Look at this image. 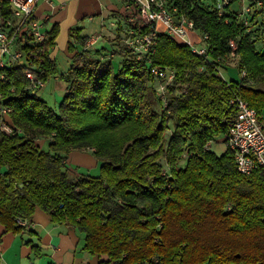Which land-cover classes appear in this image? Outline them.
Returning <instances> with one entry per match:
<instances>
[{"label":"trees","instance_id":"obj_1","mask_svg":"<svg viewBox=\"0 0 264 264\" xmlns=\"http://www.w3.org/2000/svg\"><path fill=\"white\" fill-rule=\"evenodd\" d=\"M209 1L213 9L203 0L167 3L208 33L209 57L222 68L236 40L238 69L247 76L224 78L189 45L160 33L153 63L177 73L168 107L148 65L133 53L118 70L100 58L74 63L63 75L67 91L59 110L27 89L25 65L0 71L6 76L0 111L11 109L16 130L7 135L0 127L6 231L20 232L19 221L40 208L84 233V249L108 258L100 264H264V168L245 176L228 148L221 155L205 149L229 132L235 95L259 116L264 110V50L255 20L263 6L249 0L246 25L243 9L233 6L241 0H230L222 15L217 0ZM57 34L56 26L47 33L36 70L46 82L58 73L50 57ZM41 138L48 149L37 144ZM88 148L99 174L71 175L70 152Z\"/></svg>","mask_w":264,"mask_h":264},{"label":"built area","instance_id":"obj_2","mask_svg":"<svg viewBox=\"0 0 264 264\" xmlns=\"http://www.w3.org/2000/svg\"><path fill=\"white\" fill-rule=\"evenodd\" d=\"M38 2L39 0H0V71L12 65H25L27 89L35 94L46 84L36 72L43 61V45L47 37V32L43 31L42 23L36 15ZM123 2L131 26L127 44L138 60L146 62L157 79L156 95L164 107H168L172 100L170 87L175 85L177 73L171 68L153 63L160 33L169 35L180 44L189 45L194 53L213 63L219 75L224 77L222 67L209 57L208 33L198 30L194 20L188 16H176L177 9H170L168 0ZM229 3L230 0H217L216 9L220 15ZM257 4L264 6V0H257ZM251 10L248 5L243 8L242 18L246 25L249 24ZM192 34L198 35V39L193 38ZM99 38V35L92 36L87 42V47L94 45ZM229 45L230 57L238 58L237 41L232 39ZM219 61L220 59H217L216 62ZM246 76V70L240 72V80ZM5 78V74L0 72V83L5 81ZM231 105L234 107V115L230 121L229 132L224 136V142L234 155L238 171L249 176L258 168H264V125L257 110L242 96L235 95ZM10 111L8 107H1L0 127L7 135H14L16 130L10 123ZM211 142L206 144V150H211ZM163 175L168 176V172L165 170ZM28 223L27 219L19 221L22 227Z\"/></svg>","mask_w":264,"mask_h":264},{"label":"crops","instance_id":"obj_3","mask_svg":"<svg viewBox=\"0 0 264 264\" xmlns=\"http://www.w3.org/2000/svg\"><path fill=\"white\" fill-rule=\"evenodd\" d=\"M240 2L241 10L244 3L249 4V0ZM259 11L255 19L257 27H260L258 47L264 50V6ZM36 15L43 31L50 33L55 26L58 27L55 44L50 49V57L56 65L59 56L71 59V66L82 64L83 56L88 53L115 64V59L120 63L133 52L127 44L131 26L123 0H39ZM160 28L163 29L162 26ZM94 35L100 38L87 47V42ZM192 37L198 39L196 34ZM223 66L230 79L240 80L238 58ZM49 86H54L51 81L41 89L43 94ZM260 120L264 125V110ZM66 164L70 174L74 175L100 170L92 148L71 151ZM84 245V233L69 223L54 222L51 214L40 208L20 232L6 231L0 222V264H100L108 260L106 256L86 251Z\"/></svg>","mask_w":264,"mask_h":264},{"label":"rangeland","instance_id":"obj_4","mask_svg":"<svg viewBox=\"0 0 264 264\" xmlns=\"http://www.w3.org/2000/svg\"><path fill=\"white\" fill-rule=\"evenodd\" d=\"M203 1H205L204 3H205V5L207 4L206 6L208 8L213 9V5L210 3L209 0H203ZM231 2H236V0H231ZM239 2L237 4L233 3L234 4L233 6L236 8L239 7V9H241V2L240 3ZM243 6L245 7V6H247V4L244 3ZM107 47H109V46H107ZM98 48H101V47H98ZM97 58H101V57H98L92 53H90V54L88 53L86 56H83V63L88 62V61H92V60H96ZM230 60L235 61V59H233L232 57L228 61H230ZM115 61H116V63H115L116 66L113 62H112V64H113L114 68L116 70H118L120 63L117 59H115ZM72 62L73 61L69 58L67 59L65 57L59 56L58 60H57L58 73L55 76L51 77L50 80L48 81V84L51 81L54 86H49L48 90L46 92H44V94L42 93L41 89L37 92L38 96H40L44 100H46L49 103V105L52 106L55 110H59L60 104L64 100L66 82L63 79V75H66L70 71ZM222 74L227 79H230L229 74L227 73V71L224 68L222 69ZM56 76H58V79H56ZM173 129H174V125L171 124L170 129L168 130V133H167L168 136L170 134H172ZM37 144L43 149H48V141L44 138L40 139V141H38ZM42 144H44L43 147H42ZM211 150L213 152H215L217 155H221L227 150L226 143L224 142V136H219L211 142ZM162 163L165 164V161L162 160ZM78 171L81 173L82 169H80ZM99 172H100V170H98V171L94 170V171L90 172V174L95 176V175H98ZM85 173H87V172H84L82 174H85ZM71 175L74 176V174H71Z\"/></svg>","mask_w":264,"mask_h":264}]
</instances>
